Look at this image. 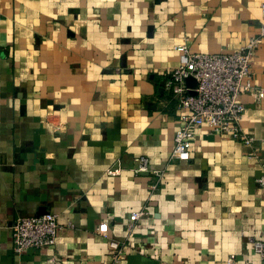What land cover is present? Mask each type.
Wrapping results in <instances>:
<instances>
[{
  "label": "crops",
  "instance_id": "crops-1",
  "mask_svg": "<svg viewBox=\"0 0 264 264\" xmlns=\"http://www.w3.org/2000/svg\"><path fill=\"white\" fill-rule=\"evenodd\" d=\"M263 4L0 0V264H264L252 242L264 241V100L242 96L260 158L203 127L178 162L181 116L161 91L178 47L240 49ZM251 71L264 90V45ZM140 157L149 173H135ZM48 213L55 244L14 251L16 220ZM110 241L124 247L118 262Z\"/></svg>",
  "mask_w": 264,
  "mask_h": 264
},
{
  "label": "built area",
  "instance_id": "built-area-1",
  "mask_svg": "<svg viewBox=\"0 0 264 264\" xmlns=\"http://www.w3.org/2000/svg\"><path fill=\"white\" fill-rule=\"evenodd\" d=\"M264 17V4L261 7ZM264 45V24L257 35L251 37L240 49L218 54L193 53L188 45L177 48L181 53L178 67L168 73L164 91L177 101V110L181 116V127L174 137V149L171 158L178 162L191 159L192 143L198 130L206 127L211 134L229 138L249 147L252 156L260 158L256 139L246 133L242 118L247 110L242 101L243 95H249L255 103L264 100V90L254 83L251 71L253 61L260 47ZM196 81V88L187 85L188 79ZM150 163L147 157L138 159L137 174L149 173ZM264 168V164H263ZM121 169H111L110 176L120 175ZM153 174L160 177V172ZM257 183L264 189V175ZM142 212L132 213L130 223L140 220ZM57 215L48 213L42 216L19 218L12 226L14 251L22 253L29 249H41L55 244L59 233ZM100 234L107 238L105 232ZM255 253L264 261V241L253 240ZM109 248L113 259L118 262L124 258V247L117 241H110ZM227 264H234L230 257Z\"/></svg>",
  "mask_w": 264,
  "mask_h": 264
},
{
  "label": "water",
  "instance_id": "water-1",
  "mask_svg": "<svg viewBox=\"0 0 264 264\" xmlns=\"http://www.w3.org/2000/svg\"><path fill=\"white\" fill-rule=\"evenodd\" d=\"M187 85L189 87H192V88H196L197 84H196V81L194 79H188L187 81ZM165 84V83H164ZM164 84L162 85V88H161V91H164ZM42 216V215H41Z\"/></svg>",
  "mask_w": 264,
  "mask_h": 264
}]
</instances>
